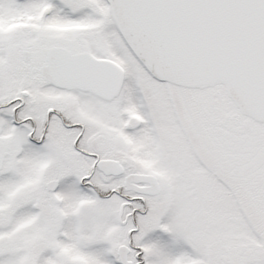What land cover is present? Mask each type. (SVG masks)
Here are the masks:
<instances>
[{
    "label": "snow or ice",
    "instance_id": "6c2138e0",
    "mask_svg": "<svg viewBox=\"0 0 264 264\" xmlns=\"http://www.w3.org/2000/svg\"><path fill=\"white\" fill-rule=\"evenodd\" d=\"M0 264H264V0H0Z\"/></svg>",
    "mask_w": 264,
    "mask_h": 264
}]
</instances>
